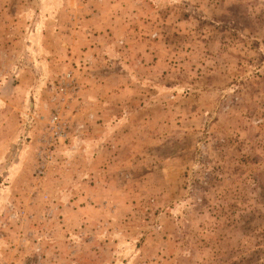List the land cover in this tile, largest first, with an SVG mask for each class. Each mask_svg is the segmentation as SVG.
Segmentation results:
<instances>
[{
  "label": "rangeland",
  "instance_id": "obj_1",
  "mask_svg": "<svg viewBox=\"0 0 264 264\" xmlns=\"http://www.w3.org/2000/svg\"><path fill=\"white\" fill-rule=\"evenodd\" d=\"M0 264H264V0H0Z\"/></svg>",
  "mask_w": 264,
  "mask_h": 264
},
{
  "label": "built area",
  "instance_id": "obj_2",
  "mask_svg": "<svg viewBox=\"0 0 264 264\" xmlns=\"http://www.w3.org/2000/svg\"><path fill=\"white\" fill-rule=\"evenodd\" d=\"M64 86L65 88L67 86H71L70 75L66 76ZM47 132L49 133L50 140L53 142H60L61 140H65L67 138V134L65 132V123L63 122L61 110L58 107L48 119Z\"/></svg>",
  "mask_w": 264,
  "mask_h": 264
}]
</instances>
